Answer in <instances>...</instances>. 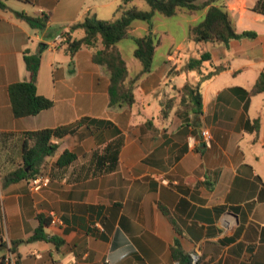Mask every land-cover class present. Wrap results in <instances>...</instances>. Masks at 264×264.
Listing matches in <instances>:
<instances>
[{
	"label": "crops",
	"instance_id": "crops-1",
	"mask_svg": "<svg viewBox=\"0 0 264 264\" xmlns=\"http://www.w3.org/2000/svg\"><path fill=\"white\" fill-rule=\"evenodd\" d=\"M3 1L0 264H190L194 252L200 264H264V90L245 92L264 76V15L251 10L257 0L226 1L236 30H253L256 37L200 42L194 50L188 31L205 10L175 15L186 24L178 40L157 30L155 19L163 17L156 14L152 32H162L171 45L154 61L159 35L151 70L134 89L135 102L120 108L108 106V73L92 60V48L70 55L63 46H48L87 12L113 18L118 0ZM15 11L49 13L47 24L32 28ZM147 31L148 24L133 22V36ZM82 35V29L71 32ZM123 40L116 46L124 56ZM134 47L132 69L124 56L130 76L141 69ZM24 50L41 53L36 91L53 105L16 117L8 85L28 78ZM202 51L210 61L199 70L183 68ZM217 65L223 69L200 83L201 114L181 107L185 81L196 82ZM60 126L69 131L51 138L57 147L39 168L50 183L32 191L30 178L6 181L22 165L24 133ZM106 146L117 150L113 166L94 155ZM64 150L75 157L58 166ZM42 221L45 238L32 239ZM8 252L13 259L4 263Z\"/></svg>",
	"mask_w": 264,
	"mask_h": 264
},
{
	"label": "trees",
	"instance_id": "trees-1",
	"mask_svg": "<svg viewBox=\"0 0 264 264\" xmlns=\"http://www.w3.org/2000/svg\"><path fill=\"white\" fill-rule=\"evenodd\" d=\"M148 8L140 9L133 2L134 0H118L115 8V16L111 19H100L95 14L87 12L78 21L68 25L65 32L67 39L62 46L69 54H74L81 46L90 47L92 60L104 67L108 73L109 83L107 86L108 106L129 107L135 102L134 89L141 76L151 70L154 51L160 42V37L152 32L151 24L153 17L160 14L165 17H172L178 12L194 14L205 10L203 19L189 28V37L195 42H217L227 44L231 39L254 38L257 33L253 30L238 32L234 21L229 13L225 0H144ZM0 8L6 9L7 5L0 0ZM251 10L264 15V0H257ZM15 15L25 21L30 27L43 29L49 17V13L30 15L23 11H15ZM135 21H142L148 24V31L140 36L131 34L132 24ZM82 29L83 35L79 38L71 36V32ZM132 37L135 48L133 57L141 65L140 71L129 75L126 60L116 43L122 39ZM43 47V46H42ZM23 61L28 71V78L16 81L8 85V95L12 111L16 117L34 115L43 109L50 108L53 100L40 95L36 91V78L41 62V53H30L23 51ZM211 60L208 51L200 52L198 57H190L183 68L186 70H199L202 63ZM223 69V65L214 66L209 72L202 75L200 80L192 82L186 80L180 88L181 107L192 111L195 114L202 112V95L200 83ZM240 89V88H239ZM264 90V76L259 74L255 84L247 95H254ZM162 114L165 111L162 109ZM81 119L76 123L79 124ZM67 127L46 128L36 131H28L24 134L22 146V165L5 177L6 181H15L20 178H33L40 173L39 168L45 156L51 155L56 145L51 142L52 137H61L68 132ZM98 163L109 162L113 166L117 160V150L112 146H106L101 153L95 152ZM75 155L64 150L56 161V165L62 166L69 163ZM43 223L34 232L32 239H44ZM2 241L0 240V245ZM178 250L172 249L174 257H178Z\"/></svg>",
	"mask_w": 264,
	"mask_h": 264
},
{
	"label": "rangeland",
	"instance_id": "rangeland-1",
	"mask_svg": "<svg viewBox=\"0 0 264 264\" xmlns=\"http://www.w3.org/2000/svg\"><path fill=\"white\" fill-rule=\"evenodd\" d=\"M197 1L203 2L204 0H197ZM226 1H228V0H225V2ZM133 3L140 9H147L148 8V5L144 0H134ZM157 15L163 17L162 20H160V21L155 19V24H156L157 30L161 31V30L166 29V30H168V32L174 34V36H176L175 38L178 40L181 37V32H183V30L186 26V24H184L181 20L182 19L181 14H179V16L174 15L175 17H165V16H162L160 14H157ZM154 17H153V19H154ZM202 17L199 20H201ZM195 23H193V24H195ZM161 33L159 34L162 37L161 38V44L158 48V51L155 54L154 61L161 60L162 59L161 53H163V51H166L171 45L169 43V40L166 37H164ZM122 42L124 45L123 54L126 57V59L129 60V62H130L129 65H130V68L132 69V67H134V66H133V62H132L133 59L131 58V56H132L131 51H132L133 44H135V43H134L132 37L125 38ZM199 43L200 42L193 43L192 44V50H194V48H196L197 45H199ZM129 58H131V59H129Z\"/></svg>",
	"mask_w": 264,
	"mask_h": 264
},
{
	"label": "built area",
	"instance_id": "built-area-1",
	"mask_svg": "<svg viewBox=\"0 0 264 264\" xmlns=\"http://www.w3.org/2000/svg\"><path fill=\"white\" fill-rule=\"evenodd\" d=\"M67 39V35L64 31L57 33L53 39L50 41V43L48 44V46L52 49H56L58 47L62 46V43H64ZM201 135L203 138V141L206 144H210V133L207 129H203L201 131ZM50 183V177L49 175L45 174V173H41V174H37L35 177L30 178L29 180V188L32 191H37L39 189H41L42 187L48 185ZM53 217L55 218V216L53 215ZM55 220H58L57 218H55ZM12 254L11 252H8L7 255L4 257V263H9L10 261H12ZM190 264H200L199 262V255L194 252L190 255Z\"/></svg>",
	"mask_w": 264,
	"mask_h": 264
}]
</instances>
